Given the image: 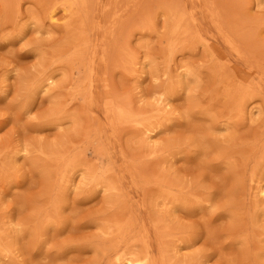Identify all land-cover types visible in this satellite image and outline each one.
I'll use <instances>...</instances> for the list:
<instances>
[{
    "label": "rangeland",
    "instance_id": "1",
    "mask_svg": "<svg viewBox=\"0 0 264 264\" xmlns=\"http://www.w3.org/2000/svg\"><path fill=\"white\" fill-rule=\"evenodd\" d=\"M0 264H264V0H0Z\"/></svg>",
    "mask_w": 264,
    "mask_h": 264
},
{
    "label": "bare ground",
    "instance_id": "2",
    "mask_svg": "<svg viewBox=\"0 0 264 264\" xmlns=\"http://www.w3.org/2000/svg\"><path fill=\"white\" fill-rule=\"evenodd\" d=\"M262 195H263V193H262Z\"/></svg>",
    "mask_w": 264,
    "mask_h": 264
}]
</instances>
